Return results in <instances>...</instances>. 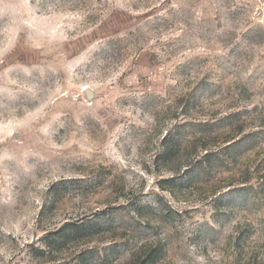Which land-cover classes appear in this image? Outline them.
Returning <instances> with one entry per match:
<instances>
[{"label":"rangeland","instance_id":"1","mask_svg":"<svg viewBox=\"0 0 264 264\" xmlns=\"http://www.w3.org/2000/svg\"><path fill=\"white\" fill-rule=\"evenodd\" d=\"M0 264H264V0H0Z\"/></svg>","mask_w":264,"mask_h":264}]
</instances>
